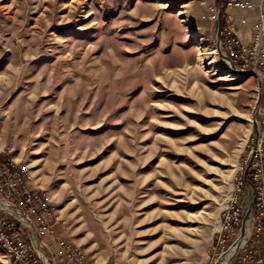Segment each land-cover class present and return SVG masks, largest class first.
<instances>
[{
	"label": "rangeland",
	"instance_id": "rangeland-1",
	"mask_svg": "<svg viewBox=\"0 0 264 264\" xmlns=\"http://www.w3.org/2000/svg\"><path fill=\"white\" fill-rule=\"evenodd\" d=\"M217 10L0 0V149L49 192L59 231L96 264H217L239 235L258 86L221 71ZM235 191L241 223L221 243Z\"/></svg>",
	"mask_w": 264,
	"mask_h": 264
},
{
	"label": "built area",
	"instance_id": "built-area-1",
	"mask_svg": "<svg viewBox=\"0 0 264 264\" xmlns=\"http://www.w3.org/2000/svg\"><path fill=\"white\" fill-rule=\"evenodd\" d=\"M248 42L237 31L228 8L250 9L249 0H226L220 29V47L241 70L256 74L261 83L257 110L258 135L246 163L254 186L252 223L231 264H264V0ZM251 157V159H250ZM241 223L238 191L222 210L221 243L234 237ZM63 221L55 213L49 192L33 184L26 165L10 149H0V247L9 264H96L73 240L60 232ZM47 252L50 254L48 255Z\"/></svg>",
	"mask_w": 264,
	"mask_h": 264
},
{
	"label": "water",
	"instance_id": "water-1",
	"mask_svg": "<svg viewBox=\"0 0 264 264\" xmlns=\"http://www.w3.org/2000/svg\"><path fill=\"white\" fill-rule=\"evenodd\" d=\"M218 2V10H217V14H216V18H217V32H216V49H217V54L218 57L220 58L221 61V65L223 66V69H225V65L224 62L226 61L228 63V68L225 69L226 71H231L232 73L236 74V75H253L256 80H257V86H258V95H257V99H256V104H255V108L254 111L252 113V125L255 131V138H257L258 135V122H257V110H258V106L260 103V94H261V83L260 80L258 78V76L254 73H252L251 71H247V70H241L239 68H237L235 66V64L232 62V60L224 53V51L221 49L220 47V29H221V22H222V10H223V2L222 0H217ZM253 153H251V157H252ZM250 157V159H251ZM249 165V164H248ZM248 165L246 167V170L244 172L243 175V179L245 184L250 188V200L248 203V207L247 210L245 212V214L243 215L242 218V223L239 229V235L236 239V245L231 253V255L229 256V258L227 259L226 264H231L232 258L234 256V254L237 252V250L239 249L240 244L243 242L245 235H246V223L248 221L249 216L251 215L252 212V208H253V202H254V198H255V190H254V186L251 183L250 179L248 178L247 175V168Z\"/></svg>",
	"mask_w": 264,
	"mask_h": 264
},
{
	"label": "crops",
	"instance_id": "crops-1",
	"mask_svg": "<svg viewBox=\"0 0 264 264\" xmlns=\"http://www.w3.org/2000/svg\"><path fill=\"white\" fill-rule=\"evenodd\" d=\"M249 1L254 4V6L250 9L234 7L227 9V13L230 14L235 20L238 34L244 42H248L250 40L253 24L261 11V2L259 0Z\"/></svg>",
	"mask_w": 264,
	"mask_h": 264
},
{
	"label": "bare ground",
	"instance_id": "bare-ground-1",
	"mask_svg": "<svg viewBox=\"0 0 264 264\" xmlns=\"http://www.w3.org/2000/svg\"><path fill=\"white\" fill-rule=\"evenodd\" d=\"M214 53H216V51L214 50ZM214 61H215V59L213 58L210 62L212 63V64H214ZM210 62L208 63V64H206V65H209L210 64ZM224 65H225V69H227L228 68V63L225 61L224 62ZM218 67V66H217ZM219 69V68H218ZM221 69V71L223 72V73H225L227 76H235L236 74H234V73H232L231 71H226L225 69H222V68H220ZM247 224H249V223H247ZM242 244V243H241ZM235 245H236V240L232 243V245L226 250V251H224L223 253H221V255L219 256V259H217V264H226V262H227V259L229 258V256L231 255V253H232V251H233V249H234V247H235Z\"/></svg>",
	"mask_w": 264,
	"mask_h": 264
},
{
	"label": "trees",
	"instance_id": "trees-1",
	"mask_svg": "<svg viewBox=\"0 0 264 264\" xmlns=\"http://www.w3.org/2000/svg\"><path fill=\"white\" fill-rule=\"evenodd\" d=\"M224 2V0H222Z\"/></svg>",
	"mask_w": 264,
	"mask_h": 264
}]
</instances>
